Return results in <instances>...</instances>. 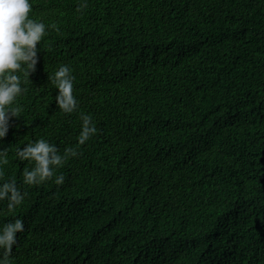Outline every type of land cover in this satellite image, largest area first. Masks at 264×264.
Returning a JSON list of instances; mask_svg holds the SVG:
<instances>
[{
	"label": "trees",
	"instance_id": "16d2710c",
	"mask_svg": "<svg viewBox=\"0 0 264 264\" xmlns=\"http://www.w3.org/2000/svg\"><path fill=\"white\" fill-rule=\"evenodd\" d=\"M82 3L32 0L55 27L0 140L26 193L0 201V226L25 224L12 264H264V0ZM82 113L98 131L80 145ZM41 137L77 149L62 184L23 183L16 148Z\"/></svg>",
	"mask_w": 264,
	"mask_h": 264
},
{
	"label": "clouds",
	"instance_id": "9594fccd",
	"mask_svg": "<svg viewBox=\"0 0 264 264\" xmlns=\"http://www.w3.org/2000/svg\"><path fill=\"white\" fill-rule=\"evenodd\" d=\"M84 6L86 0L80 5ZM32 8V0H0V140L8 135L12 118L22 117L18 98L27 91L24 81L37 68L40 59L38 45L46 34V28L55 27L32 18ZM49 79L58 89L55 97L57 106L65 113L76 111L78 99L74 94L75 77L70 66L60 65ZM81 119L78 142L83 145L98 129L92 115L82 113ZM77 154V149L71 147L61 153L56 144L43 137L16 148V156L32 165L23 169L22 179L26 185H38L53 177L57 184H62L65 177L63 174L56 175L57 168L62 167L69 156ZM8 159V147H0V201L7 200L8 208L14 209L23 203L26 193L18 187L14 178L2 180ZM24 230L22 218L0 226V264H12L13 246L18 245V233Z\"/></svg>",
	"mask_w": 264,
	"mask_h": 264
}]
</instances>
